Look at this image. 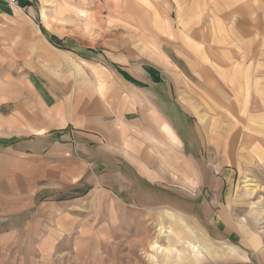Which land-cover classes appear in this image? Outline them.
I'll use <instances>...</instances> for the list:
<instances>
[{
    "label": "rangeland",
    "instance_id": "374dc122",
    "mask_svg": "<svg viewBox=\"0 0 264 264\" xmlns=\"http://www.w3.org/2000/svg\"><path fill=\"white\" fill-rule=\"evenodd\" d=\"M30 3L0 19V115L43 119L31 82L65 100L143 94L181 139L169 154L192 171L160 163L153 195L90 197L76 243L0 245V264H264V0ZM232 128L223 162L210 136ZM41 249L58 254L40 263Z\"/></svg>",
    "mask_w": 264,
    "mask_h": 264
},
{
    "label": "crops",
    "instance_id": "0c3cea01",
    "mask_svg": "<svg viewBox=\"0 0 264 264\" xmlns=\"http://www.w3.org/2000/svg\"><path fill=\"white\" fill-rule=\"evenodd\" d=\"M8 6L9 0H0V19ZM31 86L43 119L0 115V245L60 250L77 242L82 224L76 214L88 198L121 199L123 191L133 196L143 188L153 195L165 180L155 167L160 163H179L183 178L191 173L187 160L168 152L169 143L181 141L174 127L159 109L150 112L143 94L124 96L119 89L112 99L95 92L65 100L52 86ZM233 130L210 136V150L223 162L234 157ZM157 141L164 144L158 146L167 153L163 157L150 147ZM56 254L41 249L35 261H52ZM17 257L18 264H31L25 255Z\"/></svg>",
    "mask_w": 264,
    "mask_h": 264
},
{
    "label": "trees",
    "instance_id": "16d2710c",
    "mask_svg": "<svg viewBox=\"0 0 264 264\" xmlns=\"http://www.w3.org/2000/svg\"><path fill=\"white\" fill-rule=\"evenodd\" d=\"M25 5H31L29 4L28 2L25 3ZM51 42L56 45V46H61L62 45V40L61 39H58L56 36H52L51 38Z\"/></svg>",
    "mask_w": 264,
    "mask_h": 264
},
{
    "label": "built area",
    "instance_id": "2783aa9c",
    "mask_svg": "<svg viewBox=\"0 0 264 264\" xmlns=\"http://www.w3.org/2000/svg\"><path fill=\"white\" fill-rule=\"evenodd\" d=\"M9 4L11 6L17 7L19 5V0H9Z\"/></svg>",
    "mask_w": 264,
    "mask_h": 264
},
{
    "label": "bare ground",
    "instance_id": "6f19581e",
    "mask_svg": "<svg viewBox=\"0 0 264 264\" xmlns=\"http://www.w3.org/2000/svg\"><path fill=\"white\" fill-rule=\"evenodd\" d=\"M193 250H195V247L193 248Z\"/></svg>",
    "mask_w": 264,
    "mask_h": 264
}]
</instances>
